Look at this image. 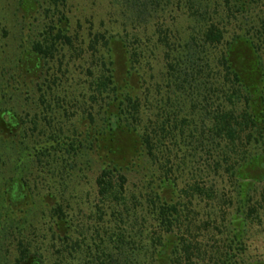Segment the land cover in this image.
<instances>
[{"label":"rangeland","instance_id":"rangeland-1","mask_svg":"<svg viewBox=\"0 0 264 264\" xmlns=\"http://www.w3.org/2000/svg\"><path fill=\"white\" fill-rule=\"evenodd\" d=\"M207 2L205 16L226 32L219 50L234 35L245 39L232 46L231 58L251 92L252 109L260 111L264 0H249L242 13L232 0L233 15L224 0ZM208 24L184 6L137 18L121 0H0V112L14 111L23 124L14 139L0 128V216L3 207L11 209L1 202L5 185L15 177L26 179L30 197L12 208L22 233L17 238L25 237L44 264L83 262V254L71 251L58 236L53 208H63L73 243L87 246L98 232L105 236L113 227L117 218L97 196L95 181L115 165L127 179L135 231H153L147 200L156 192L183 211L185 227L166 240L167 249L184 239L199 243L198 264H264V136L251 141L247 158L252 160L238 173L209 168L217 153L210 158L205 148V103L201 96H190L184 81L189 77L176 85L167 68L168 60L189 72L191 38L198 42L200 28ZM53 28H65L68 41L57 43L45 59L35 46L45 45ZM108 74L120 94L138 99V124L128 117L132 127H107L114 109L109 99L95 95V79ZM145 131L157 140V162L142 144ZM61 137L70 144L68 154L59 150L42 164L35 161L38 149ZM167 175L174 186L162 185ZM195 187L214 192L199 195L191 190ZM11 237L0 239V264H14L17 239Z\"/></svg>","mask_w":264,"mask_h":264},{"label":"trees","instance_id":"trees-1","mask_svg":"<svg viewBox=\"0 0 264 264\" xmlns=\"http://www.w3.org/2000/svg\"><path fill=\"white\" fill-rule=\"evenodd\" d=\"M121 1L137 18H152L158 12H164L173 5L184 6L192 17L206 23L209 21L205 28H200L198 42L196 37L191 38L194 44L188 46L187 49L188 64L191 67L189 72L184 70L180 63L175 64L168 60L167 68L175 84L189 77L188 80L184 81L191 91L190 96H201L202 103H205L202 106L207 129L205 148L210 158H213V152L217 153L216 158L214 156V159L211 160L212 163H207L209 168L214 166L213 169L216 172L223 170L224 173L229 171L231 174L238 173L245 164L252 160V158H247L252 145L251 141L257 136H264V108H261L260 111L252 109L254 103L251 102V92L248 86L245 87L243 84L242 76L236 70L231 58L234 49L232 46L245 41L244 37L234 35L227 46L219 50L226 32L214 24L210 20L211 18L205 16L209 8L207 0ZM231 1L224 0V5L230 12L232 11ZM248 1L234 0L238 6L237 13L244 10L242 8L248 5ZM54 29L48 32L45 45L40 43L35 46L37 54L50 58L57 43L68 41L65 28ZM199 61L203 63L197 66ZM202 73H205V76H200ZM197 75L204 79L199 81V84ZM113 78L112 74H108L95 79V95L109 99L108 104L114 109L106 120V125L110 131L132 127L127 122L128 117L132 119L134 125L138 124L140 104L138 99L130 93L120 94ZM217 100L218 103L215 106L214 103ZM0 128L14 139L17 132L23 128V124L17 113L12 110H3L0 112ZM132 131L136 132L135 128ZM64 139L62 137L56 138L49 145L38 149L36 156H33L35 161L42 164L44 160L51 157L52 153L56 154V152H60L59 150L68 151L65 147L70 146V144L66 143ZM141 140L148 155L157 162V153L160 154L161 152L157 148V140H154L151 132L147 131L143 133ZM68 153L69 151L65 154ZM126 183V177L116 165L103 169L97 176L95 181L97 196L102 203L110 204L113 218L116 217L117 220L114 219L113 227L110 231H105V236L98 232V239H93L87 246L84 245V242L83 244L73 243L72 239L69 238V223L63 208L57 206L52 209L58 236L66 240V244H70L69 249L71 251L83 254L82 264H147L149 262L150 264H198L201 253L199 243L193 244L189 240L182 239L175 243L171 249H167L168 242L166 240L175 231L185 227L180 205L169 203L156 192L148 194L147 201L153 215L154 226L152 227L153 231L144 235L133 228L134 221L131 222L133 217L128 208ZM29 184L26 179L15 177L5 185L3 191L5 198H1V202L5 200L10 204L11 209L7 210L2 206L0 239L5 241L6 237H11V235L17 239L14 246L16 252L14 264H44L42 256L32 250L25 237L17 238L22 237V233L20 223L17 221L18 216L12 208H17L19 203L29 199ZM175 184L176 182L172 181L168 175L162 182L163 186H174ZM191 190L208 197L214 192L200 187ZM13 215L15 217H12ZM126 221L127 223L130 222V228H126ZM7 222H9L8 225ZM187 224L189 225V223ZM147 231L144 230L145 233ZM0 245H4V243L0 242ZM194 258L197 260H193Z\"/></svg>","mask_w":264,"mask_h":264}]
</instances>
